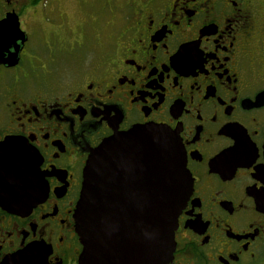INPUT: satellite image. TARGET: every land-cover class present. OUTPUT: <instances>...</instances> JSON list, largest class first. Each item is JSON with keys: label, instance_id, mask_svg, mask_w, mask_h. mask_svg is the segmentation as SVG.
I'll use <instances>...</instances> for the list:
<instances>
[{"label": "flooded vegetation", "instance_id": "flooded-vegetation-1", "mask_svg": "<svg viewBox=\"0 0 264 264\" xmlns=\"http://www.w3.org/2000/svg\"><path fill=\"white\" fill-rule=\"evenodd\" d=\"M36 1L0 0V24L15 14L24 33L10 30L0 51V144L24 143L33 193L0 197V264H80L86 163L143 125L174 134L189 175L168 264H264V0H119L98 46L59 0L57 29ZM140 190L146 237V181ZM116 203L125 214L127 194Z\"/></svg>", "mask_w": 264, "mask_h": 264}, {"label": "water", "instance_id": "water-1", "mask_svg": "<svg viewBox=\"0 0 264 264\" xmlns=\"http://www.w3.org/2000/svg\"><path fill=\"white\" fill-rule=\"evenodd\" d=\"M10 30L24 34L15 14L0 24V31L6 33L0 36V51L9 43ZM28 157L19 138L9 137L0 144V197L18 202L33 196L26 186L30 178L27 165L21 163ZM144 181L150 195L146 237L138 234L140 211L131 202L138 198ZM118 182L119 190L115 185ZM189 187L184 153L178 139L164 127L135 126L105 140L91 154L83 171L75 211L83 244L80 264H168ZM124 193L129 199L125 214L123 205L116 203L118 196L123 200ZM18 207L12 202L11 208ZM125 224L136 233L126 237L119 234Z\"/></svg>", "mask_w": 264, "mask_h": 264}, {"label": "rangeland", "instance_id": "rangeland-1", "mask_svg": "<svg viewBox=\"0 0 264 264\" xmlns=\"http://www.w3.org/2000/svg\"><path fill=\"white\" fill-rule=\"evenodd\" d=\"M118 1L119 0H59V5L64 15L67 17V21L72 25L83 21L81 25L86 29H96L100 32L98 33L100 35L94 36L93 38L98 46V41H104L108 36V32L112 30V27L109 28L106 23L107 20L115 18L116 4ZM31 3L33 4V1ZM35 4V9H43L51 16L53 20L51 24L57 29L60 22V18L56 11L57 2H55V0H37ZM94 46L97 52H99L95 44Z\"/></svg>", "mask_w": 264, "mask_h": 264}]
</instances>
